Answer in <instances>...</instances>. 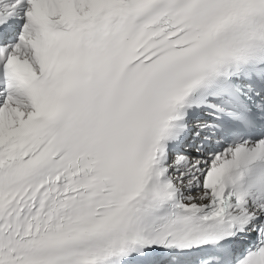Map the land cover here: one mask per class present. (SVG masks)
I'll use <instances>...</instances> for the list:
<instances>
[{"label":"snow or ice","instance_id":"obj_1","mask_svg":"<svg viewBox=\"0 0 264 264\" xmlns=\"http://www.w3.org/2000/svg\"><path fill=\"white\" fill-rule=\"evenodd\" d=\"M0 264H264V0H0Z\"/></svg>","mask_w":264,"mask_h":264}]
</instances>
